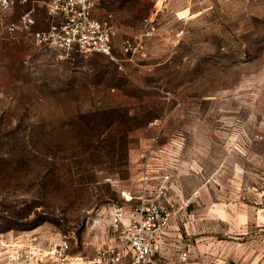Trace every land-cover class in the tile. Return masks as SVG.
I'll return each mask as SVG.
<instances>
[{
	"label": "rangeland",
	"instance_id": "374dc122",
	"mask_svg": "<svg viewBox=\"0 0 264 264\" xmlns=\"http://www.w3.org/2000/svg\"><path fill=\"white\" fill-rule=\"evenodd\" d=\"M45 2L0 13V264L30 234L92 258L110 209L165 173L175 248L262 264L264 0H105L110 56L37 42Z\"/></svg>",
	"mask_w": 264,
	"mask_h": 264
},
{
	"label": "built area",
	"instance_id": "2783aa9c",
	"mask_svg": "<svg viewBox=\"0 0 264 264\" xmlns=\"http://www.w3.org/2000/svg\"><path fill=\"white\" fill-rule=\"evenodd\" d=\"M26 1L0 0V13ZM104 1L46 0L47 26L32 31L34 39L39 43L56 44L64 51L75 48L110 56L112 27L107 20L94 16L95 9ZM34 24L29 10L17 22H9L5 29L14 34L18 30L31 31ZM124 44L128 47L129 39H125ZM148 178L158 179V182L150 185ZM170 179L168 173L146 174L142 178L143 189L134 204H118L110 209L109 243L92 258L72 253L66 237L44 244L34 234L15 244L13 257L18 255L22 264H159L155 254L161 246L160 237L175 215L174 203L167 196ZM186 255L187 251H183L180 257L185 259Z\"/></svg>",
	"mask_w": 264,
	"mask_h": 264
},
{
	"label": "crops",
	"instance_id": "0c3cea01",
	"mask_svg": "<svg viewBox=\"0 0 264 264\" xmlns=\"http://www.w3.org/2000/svg\"><path fill=\"white\" fill-rule=\"evenodd\" d=\"M94 14H95V11H94ZM166 231L160 237L161 246H160L159 251L155 254V257L158 259L159 264H205V262H207L204 259L200 261L191 260V256H190L191 248H186V247L185 248L184 247L175 248L173 243L169 242V237L166 236ZM183 251H187V255L185 259H182L180 257V254Z\"/></svg>",
	"mask_w": 264,
	"mask_h": 264
}]
</instances>
